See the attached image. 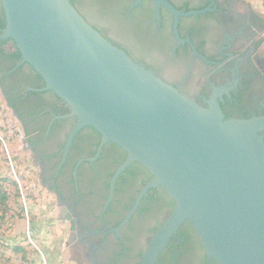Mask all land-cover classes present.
Returning <instances> with one entry per match:
<instances>
[{
  "label": "flooded vegetation",
  "instance_id": "af4514ba",
  "mask_svg": "<svg viewBox=\"0 0 264 264\" xmlns=\"http://www.w3.org/2000/svg\"><path fill=\"white\" fill-rule=\"evenodd\" d=\"M94 1V0H93ZM198 14L179 17L152 0H113L115 26L87 20L135 61L208 107L218 101L227 118L264 116V70L256 54L264 42V16L248 0H168ZM0 18L5 12L0 0ZM121 20V22H120ZM0 26V36L2 35ZM139 35V38L136 35ZM13 39L0 38V91L23 130L24 144L69 222L68 249L76 264H141L146 248L175 207L151 171L84 126L68 141L77 117L28 63ZM156 264H219L209 258L191 223H183Z\"/></svg>",
  "mask_w": 264,
  "mask_h": 264
},
{
  "label": "water",
  "instance_id": "95a60500",
  "mask_svg": "<svg viewBox=\"0 0 264 264\" xmlns=\"http://www.w3.org/2000/svg\"><path fill=\"white\" fill-rule=\"evenodd\" d=\"M175 16L168 0H152ZM6 25L31 65L66 101L77 122L113 142L153 174L175 207L150 240L141 264L189 221L209 258L219 264H264V116L227 118L135 61L95 28L70 0H2Z\"/></svg>",
  "mask_w": 264,
  "mask_h": 264
},
{
  "label": "rangeland",
  "instance_id": "374dc122",
  "mask_svg": "<svg viewBox=\"0 0 264 264\" xmlns=\"http://www.w3.org/2000/svg\"><path fill=\"white\" fill-rule=\"evenodd\" d=\"M248 1L264 16V0ZM76 4L96 24L134 42L93 0ZM256 58L264 70V42ZM69 225L41 184L21 124L0 91V264H76L68 249Z\"/></svg>",
  "mask_w": 264,
  "mask_h": 264
},
{
  "label": "trees",
  "instance_id": "16d2710c",
  "mask_svg": "<svg viewBox=\"0 0 264 264\" xmlns=\"http://www.w3.org/2000/svg\"><path fill=\"white\" fill-rule=\"evenodd\" d=\"M71 2H72V4L73 5H75L76 6V0H70ZM94 2L96 3V5H98V7H99V9H100V11L101 12H103V13H105V14H107L109 17H117L118 19H121V17L119 16V15H117L115 12H113V10H112V7H113V0H94ZM76 8H77V6H76ZM78 9V8H77ZM79 10V9H78ZM80 11V10H79ZM81 12V11H80ZM82 15H83V13H82ZM84 16V15H83ZM85 17V16H84ZM86 18V17H85ZM87 19V18H86ZM120 22H121V20H120ZM5 25H6V21H5V18H0V26L2 27V28H4L5 27ZM94 26V25H93ZM95 27V26H94ZM95 28H97V27H95ZM98 29V28H97ZM99 30V29H98ZM102 34H103V32L101 31V30H99ZM104 35V34H103ZM105 36V35H104ZM138 38H139V35L137 34L136 35ZM11 55H13V56H16V57H20L21 56V53L18 51V53H13V54H11ZM187 223H190L189 221H187Z\"/></svg>",
  "mask_w": 264,
  "mask_h": 264
}]
</instances>
